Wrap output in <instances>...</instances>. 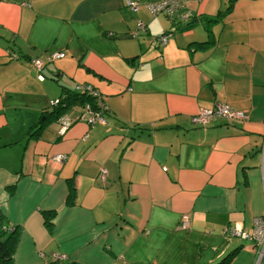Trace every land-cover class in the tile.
I'll return each instance as SVG.
<instances>
[{"label": "crops", "instance_id": "0c3cea01", "mask_svg": "<svg viewBox=\"0 0 264 264\" xmlns=\"http://www.w3.org/2000/svg\"><path fill=\"white\" fill-rule=\"evenodd\" d=\"M159 1L0 0V212L19 228L15 264H216L233 250L230 264H255L229 231L264 213V0H184L189 25L151 16ZM51 53L65 58L31 67ZM77 85L101 96L105 123L73 108L63 134L57 121L26 141ZM217 105L245 121L191 123Z\"/></svg>", "mask_w": 264, "mask_h": 264}, {"label": "built area", "instance_id": "2783aa9c", "mask_svg": "<svg viewBox=\"0 0 264 264\" xmlns=\"http://www.w3.org/2000/svg\"><path fill=\"white\" fill-rule=\"evenodd\" d=\"M127 6L131 9L136 10L137 4L134 2L127 3ZM151 16L155 17L158 14H163L169 18H176L181 22H188L193 17V14L184 8V0H161L157 3L149 4L146 6ZM168 35H161L158 37L157 41L159 46H164L167 43ZM65 58L64 53H51L43 56L42 58H36L30 61V65L38 73L41 72L45 63H51L56 60H61ZM40 81L43 80L42 76H38ZM75 92L87 94L95 99L97 107L94 108L90 105H85L80 108L81 115L78 117L79 120L85 122L89 126L100 123L104 124L105 120L103 115L104 112L107 113V108L103 104L101 96L94 91L91 87L87 85H77L74 88ZM58 103V99L50 103L51 106H55ZM193 125L205 128L209 124L216 121H224L226 123L241 124L245 121V115L241 111H236L228 105H217L208 109H200L190 119ZM60 132L63 134L67 128L72 124L68 118H63L59 120ZM262 153L264 154V145ZM50 161L55 164H61L65 161L64 155H55L50 158ZM106 170L101 169L99 172L98 179L101 183L105 182ZM188 227V217H182L181 229H186ZM232 237L239 240L245 241L252 245L255 254V264H262L264 261V213L257 219H255L253 228L250 232H244L242 229H232L229 231Z\"/></svg>", "mask_w": 264, "mask_h": 264}, {"label": "trees", "instance_id": "16d2710c", "mask_svg": "<svg viewBox=\"0 0 264 264\" xmlns=\"http://www.w3.org/2000/svg\"><path fill=\"white\" fill-rule=\"evenodd\" d=\"M193 20L195 21L194 16L190 19V21L186 22V25H189ZM199 48L204 49L205 46L200 45ZM85 105H90L94 108L97 107L95 99L93 97L87 94L75 92L74 90L63 88L61 95L58 98L57 105L51 106L50 109L45 112L43 111L34 126L28 129L27 137L25 138L26 141L31 138L38 137L44 128L52 123H56L57 121H59V119L65 116V114L69 110L73 108L80 109ZM1 148L4 147H0V149ZM73 192V179H70L68 195L69 202L72 199ZM42 216L46 229L48 231H51V222L54 217V213L42 212ZM19 233V228L17 226L11 225L10 222L0 212V264H15L14 256L17 249ZM236 253L237 250H233L216 264H230Z\"/></svg>", "mask_w": 264, "mask_h": 264}, {"label": "water", "instance_id": "95a60500", "mask_svg": "<svg viewBox=\"0 0 264 264\" xmlns=\"http://www.w3.org/2000/svg\"><path fill=\"white\" fill-rule=\"evenodd\" d=\"M115 37H112V39H114ZM118 39H124L125 37H117ZM131 38V37H129Z\"/></svg>", "mask_w": 264, "mask_h": 264}]
</instances>
